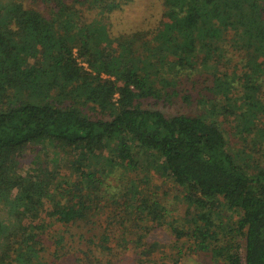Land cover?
<instances>
[{"label":"trees","instance_id":"1","mask_svg":"<svg viewBox=\"0 0 264 264\" xmlns=\"http://www.w3.org/2000/svg\"><path fill=\"white\" fill-rule=\"evenodd\" d=\"M133 1L0 0V204L36 222L0 216V264L46 262L51 220L71 238L53 233L55 264H116L92 197L70 200L67 180L53 193L47 178L18 172L34 143L72 150L79 185H97L106 167H90L101 156L145 184L155 171L169 177L188 204L182 220H169L136 179L125 191L130 211L167 217L176 243L191 241L206 264H264V0H157L161 25L114 31ZM196 72L210 77L197 88L200 112L158 107L193 102L180 85Z\"/></svg>","mask_w":264,"mask_h":264},{"label":"rangeland","instance_id":"2","mask_svg":"<svg viewBox=\"0 0 264 264\" xmlns=\"http://www.w3.org/2000/svg\"><path fill=\"white\" fill-rule=\"evenodd\" d=\"M38 5L39 8L44 9L45 2L39 1ZM163 11L164 8L157 0H135L128 4L124 11L116 12L113 18L114 31L154 28L158 24H162ZM197 73L191 76V78H186L185 76L183 78L184 82L180 85L183 92L191 93L193 102L186 103L183 100L181 102L174 100L167 103L166 106L160 103L158 107L168 113H175L177 111L187 113L200 112L199 105L197 106L196 102V96L199 94L197 88L203 86L206 80L209 82L210 77L206 73L203 75ZM225 126L228 130L231 144L236 149H244L245 144L234 134L231 125L225 124ZM259 126L264 131V126L261 124ZM106 153L108 155L107 151L104 152V155ZM20 156L21 164L18 166V172L23 175L30 173L38 174L40 178H47L48 182L51 181L49 186L53 193H57V187L64 180H67L69 185L65 192H70V200L76 199L74 197L78 196L83 197L85 200L92 197V202L90 201V203H92L94 208L91 211V215L92 219L94 218L98 224L96 232L99 231L101 233L104 230L111 232L112 247L114 249L113 258L116 264H140L142 262L144 264H206L204 260L211 261L210 255H207L203 251L200 253L192 252L189 248L191 241L187 240L186 245L181 248L182 240L176 243L171 225L166 220L167 217H164L159 224L152 222L144 214L131 212V209L128 208L129 205L127 206L125 200L127 198L125 191H127L131 179H136L139 182L140 188H143L144 197L158 199L164 204L169 212V220L172 219L171 217L175 220L177 218H179L177 220H182V217L188 214V204L184 201L179 187L169 177L160 176L155 171L152 172L149 182L145 184L142 182V177H138L136 172L126 171L124 167L118 165L108 167L106 157L101 156L100 163L90 167L93 169L92 171L99 168L98 166L106 167V169L97 173V176L100 178L97 181V185L91 186L92 184H86L87 179H84L82 181L84 183L79 185L77 183L82 177L75 172L73 163L76 160V154L70 149H61L53 144L34 143ZM139 197L141 198V195ZM47 203L45 206L50 207L51 202ZM43 213L42 215H45V212ZM0 216L5 222H11V219H14V224L22 223L23 225H28L36 223L34 222L35 220L31 221L28 217L18 218L4 204H0ZM222 219L227 220L228 216L224 215ZM51 225H54V228H50L52 234L48 232L45 235L47 246L50 249L47 252V261L43 262V264L56 263L52 255V249L55 247L57 234L65 236L66 242L70 241L69 244H71L70 234L61 224L51 220ZM53 233L56 234L54 238ZM3 239L4 235H0V247ZM119 242L124 246H119ZM175 258L178 260H175ZM72 261L71 257H65L62 264H72ZM95 261L102 260L94 259L92 256H86L84 259L85 264H92ZM211 264L215 263L211 262Z\"/></svg>","mask_w":264,"mask_h":264}]
</instances>
